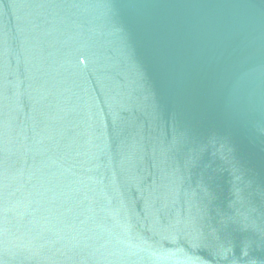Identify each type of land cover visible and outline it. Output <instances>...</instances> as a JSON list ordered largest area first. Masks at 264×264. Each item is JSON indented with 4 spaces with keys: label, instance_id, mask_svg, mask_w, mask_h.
<instances>
[{
    "label": "water",
    "instance_id": "water-1",
    "mask_svg": "<svg viewBox=\"0 0 264 264\" xmlns=\"http://www.w3.org/2000/svg\"><path fill=\"white\" fill-rule=\"evenodd\" d=\"M0 264H264V0H0Z\"/></svg>",
    "mask_w": 264,
    "mask_h": 264
}]
</instances>
